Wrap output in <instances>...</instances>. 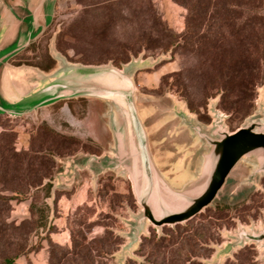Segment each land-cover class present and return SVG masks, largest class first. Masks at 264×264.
<instances>
[{"label": "rangeland", "instance_id": "obj_1", "mask_svg": "<svg viewBox=\"0 0 264 264\" xmlns=\"http://www.w3.org/2000/svg\"><path fill=\"white\" fill-rule=\"evenodd\" d=\"M52 51L80 66L147 62L134 75L138 114L153 160L174 189L193 177L194 142L173 108L210 126L214 105L229 132L264 121V0H56L51 23L16 64L50 68ZM108 110L103 101L77 99L30 115L0 114V264L8 257L55 264L67 253L95 264H145L148 253H172L168 264H264L256 244L221 254L241 229L264 231V176L250 182L248 163L211 206L184 224L149 227L124 256L141 211L128 179L86 171L54 189L58 160L110 150Z\"/></svg>", "mask_w": 264, "mask_h": 264}, {"label": "water", "instance_id": "obj_2", "mask_svg": "<svg viewBox=\"0 0 264 264\" xmlns=\"http://www.w3.org/2000/svg\"><path fill=\"white\" fill-rule=\"evenodd\" d=\"M3 7L4 0H0ZM46 28V27H45ZM32 32L26 45L16 42L13 50L6 51L1 43L0 66L26 49L44 29ZM36 36L34 37V35ZM54 67L42 76L31 94L15 103L0 100V114L30 115L55 104L77 100L96 99L105 102L113 147L101 155H84L58 160L61 170L52 181L54 189L69 186L83 172L93 177L105 172H116L130 181L132 192L140 207V214L131 224L129 243L121 253L130 255L149 227L160 229L184 224L211 206L219 197L232 172L241 163L252 167L249 181L264 176V121L252 120L235 132L225 126L226 116L210 108L212 123L202 125L184 107L173 112L180 127L186 128L194 142L189 157L192 179L180 189H174L163 177L151 155L148 137L137 109V87L134 75L145 68L147 62L137 59L121 69L113 66H80L70 64L58 51L51 52ZM59 65L56 71L55 68ZM264 118V102L260 105ZM234 243L224 247L222 257L230 248L256 244L264 250V231L241 229Z\"/></svg>", "mask_w": 264, "mask_h": 264}, {"label": "crops", "instance_id": "obj_3", "mask_svg": "<svg viewBox=\"0 0 264 264\" xmlns=\"http://www.w3.org/2000/svg\"><path fill=\"white\" fill-rule=\"evenodd\" d=\"M3 2V7H0L1 43L7 45L16 40L21 46L27 44L32 32H39L51 23L56 0H4ZM20 54L21 52L18 55ZM16 57L17 55L11 58L7 65L0 66V100L6 103H15L31 94L42 76L53 73L26 64L20 66L16 64ZM58 67L57 64L54 71ZM103 154L105 153L100 151L99 154L90 155Z\"/></svg>", "mask_w": 264, "mask_h": 264}, {"label": "trees", "instance_id": "obj_4", "mask_svg": "<svg viewBox=\"0 0 264 264\" xmlns=\"http://www.w3.org/2000/svg\"><path fill=\"white\" fill-rule=\"evenodd\" d=\"M17 64L20 66L23 64H26V65L38 67L43 71H50L54 67L55 62L53 61L52 67L47 68V69H43L39 66L29 64L26 62H19ZM68 254L69 253L63 254L60 261H58L55 264H95V262L94 263L91 262L90 258L86 254L84 255V254H80V253H74L72 255L71 259H68V257H67ZM110 254L111 253H101L99 255V257L103 258V257L108 256ZM170 256L173 257L174 255L172 253H148L147 263H145V264H168V261H170ZM159 259H160V261H159ZM1 264H16V258L15 257L5 258ZM129 264H136V263L130 262Z\"/></svg>", "mask_w": 264, "mask_h": 264}]
</instances>
